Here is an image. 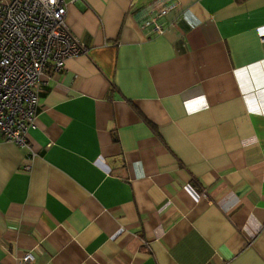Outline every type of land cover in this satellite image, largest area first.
I'll return each mask as SVG.
<instances>
[{
    "label": "crops",
    "instance_id": "crops-1",
    "mask_svg": "<svg viewBox=\"0 0 264 264\" xmlns=\"http://www.w3.org/2000/svg\"><path fill=\"white\" fill-rule=\"evenodd\" d=\"M65 2L85 53L0 136V264H264V0Z\"/></svg>",
    "mask_w": 264,
    "mask_h": 264
},
{
    "label": "built area",
    "instance_id": "built-area-1",
    "mask_svg": "<svg viewBox=\"0 0 264 264\" xmlns=\"http://www.w3.org/2000/svg\"><path fill=\"white\" fill-rule=\"evenodd\" d=\"M170 7L161 2L148 6L140 30L161 35L160 20ZM65 16V0H0V136L6 142L25 146L40 86L60 73L68 59L85 53ZM256 31L264 43V26ZM22 262L32 258L25 255Z\"/></svg>",
    "mask_w": 264,
    "mask_h": 264
},
{
    "label": "trees",
    "instance_id": "trees-1",
    "mask_svg": "<svg viewBox=\"0 0 264 264\" xmlns=\"http://www.w3.org/2000/svg\"><path fill=\"white\" fill-rule=\"evenodd\" d=\"M243 1H245V0H236V2H238V3L243 2Z\"/></svg>",
    "mask_w": 264,
    "mask_h": 264
}]
</instances>
